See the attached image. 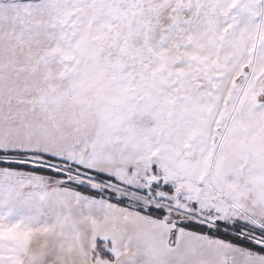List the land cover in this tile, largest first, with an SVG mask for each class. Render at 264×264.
I'll list each match as a JSON object with an SVG mask.
<instances>
[{"label": "snow or ice", "instance_id": "6c2138e0", "mask_svg": "<svg viewBox=\"0 0 264 264\" xmlns=\"http://www.w3.org/2000/svg\"><path fill=\"white\" fill-rule=\"evenodd\" d=\"M0 264H264V0H0Z\"/></svg>", "mask_w": 264, "mask_h": 264}]
</instances>
